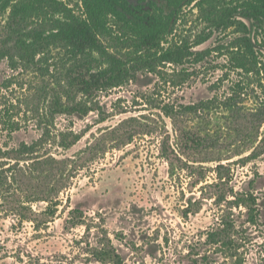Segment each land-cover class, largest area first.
Masks as SVG:
<instances>
[{
    "label": "trees",
    "instance_id": "1",
    "mask_svg": "<svg viewBox=\"0 0 264 264\" xmlns=\"http://www.w3.org/2000/svg\"><path fill=\"white\" fill-rule=\"evenodd\" d=\"M144 1L140 0L142 4L138 6L129 0H77L71 6L58 0H0V12H9L0 31V62L6 60L15 70H33L45 77L51 74L50 60H54L61 76L53 83L52 115L83 117L99 110L106 120L107 113L95 101L99 93L136 81L143 73L157 76L162 86L178 88L197 74L191 66L205 64L214 53L226 56V62L214 68H228L230 72H237L240 79L225 95L215 94L190 104L163 101L152 106L171 119L179 141L177 151L187 158L184 166L198 172L194 186L205 183L200 186L202 196L191 200L183 215L198 213L208 198H215L217 205L225 206L216 226L207 231L204 245L191 249L189 264H245L244 248L249 239L244 226L261 224L263 205L252 190L255 180L250 181L246 190H237L232 185L231 163L223 162L241 156L239 161L247 165L264 155V133L261 132L264 0H168L165 6H160L157 0L147 4ZM193 2L206 24L205 29L194 40L172 37L180 11ZM50 13L62 17L52 19ZM216 33L227 36L228 41L213 48H197ZM169 66L173 67L168 69ZM218 87L216 83L211 86ZM248 98L255 100L254 108L247 107ZM215 109L227 113L223 130L229 138L224 139L223 134L214 137L188 125ZM0 126L7 130L9 137L20 128L10 108L0 115ZM154 130L137 117H131L106 135L110 136L107 140L113 147H119ZM47 134L44 132L31 143L22 142L19 146L6 143L0 147L1 207L20 224L33 223L39 231L56 217L62 192L70 188L80 167L85 166L83 162L74 164L73 159L44 152L43 146L49 141ZM83 136L84 133L74 130L62 131L59 146L71 148ZM227 143L235 145L236 152L225 158L216 150ZM172 154H176L174 149L163 151L168 160ZM191 158L200 163L199 167H190ZM208 162L217 165L213 168L202 165ZM210 172L216 173L212 183L207 182ZM208 189L214 190L210 196H206ZM37 202L47 205L36 211L33 204ZM235 209L243 210L246 217L243 224L238 223ZM100 220L89 223L82 210H73L66 220V228L86 226V234L77 244L85 243L84 250L90 259L103 264H126L103 218ZM93 228L98 229L96 244L91 243L89 236ZM212 255H219L223 260H213Z\"/></svg>",
    "mask_w": 264,
    "mask_h": 264
},
{
    "label": "rangeland",
    "instance_id": "2",
    "mask_svg": "<svg viewBox=\"0 0 264 264\" xmlns=\"http://www.w3.org/2000/svg\"><path fill=\"white\" fill-rule=\"evenodd\" d=\"M58 1L71 6L77 3V0ZM158 2L165 5L163 1ZM76 8L80 12L78 5ZM8 15L9 12H0V31ZM49 17L59 19L62 15L50 13ZM205 27L193 2L180 11L172 37L194 40ZM225 37L216 33L197 48H213L227 42ZM54 55L59 56L56 51ZM226 60V56L214 53L205 64L191 66L197 74L178 88L162 86L157 76L143 73L136 81L101 92L95 101L101 111L107 113L106 120L99 110L83 117L52 115L53 83L61 76L59 66L53 64L54 60H50L51 74L45 77L33 70H15L6 60L0 62V115L4 109L10 108L20 124L12 137L0 126V147H5L6 143L10 146L31 143L48 132L49 141L43 146L44 152L58 158L73 159L74 164H85L78 170L70 188L62 192L59 211L45 229L36 230L30 222L20 224L13 214L1 207L0 198V264H103L89 258L84 250L85 243L77 244V240L86 234V226L66 228V220L73 210H82L89 223L101 222L103 218L126 264H189L191 249L204 245L207 231L216 226L225 206L217 205L215 198H208L198 213L183 215L190 201L202 196L200 186L205 183L194 186L198 172L184 166L187 158L177 151L179 141L171 119L152 105L163 101L190 104L215 94L222 97L240 79L237 72H230L228 68H214ZM226 72L228 76H225ZM215 83L219 87L212 89ZM258 93L263 96L259 89ZM246 105L254 108L255 100L248 98ZM226 115L221 109L207 111L188 125L214 137L223 134L226 139L230 137L223 130ZM131 117H137L155 130L136 136L129 144L113 147L106 133ZM66 130L84 133L82 139L68 149L59 146V134ZM261 132L264 133V124ZM170 148L176 154L168 160L163 151ZM235 152V145L228 143L216 150L225 158ZM240 158L234 156L223 162L231 163L232 185L237 190H246L250 181L255 180L252 190L263 205L261 224L244 226L249 239L244 248L245 264H264V155L247 165H243ZM193 159L188 161L190 167H199L200 163ZM202 165L213 168L217 163ZM215 179L216 173L210 172L207 182L212 183ZM212 192L213 189H208L206 196ZM46 205L45 202L33 204L36 211H41ZM235 214L238 223L243 224L246 218L243 210L235 209ZM117 234L119 238H116ZM89 236L91 243L96 244L98 229L93 228ZM212 259L223 260L219 255H212Z\"/></svg>",
    "mask_w": 264,
    "mask_h": 264
},
{
    "label": "flooded vegetation",
    "instance_id": "3",
    "mask_svg": "<svg viewBox=\"0 0 264 264\" xmlns=\"http://www.w3.org/2000/svg\"><path fill=\"white\" fill-rule=\"evenodd\" d=\"M129 1H131V2H133L135 5H141L142 3L140 2V0H129ZM153 0H145L143 3H149V2H152ZM157 1H163V3L166 5V3H167V1L168 0H157ZM158 4L160 5V6H165V5H161L160 4V2H158Z\"/></svg>",
    "mask_w": 264,
    "mask_h": 264
}]
</instances>
